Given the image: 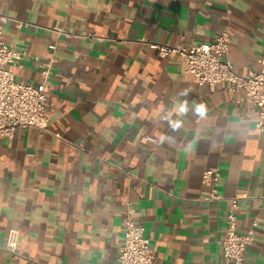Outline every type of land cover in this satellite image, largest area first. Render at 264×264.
I'll list each match as a JSON object with an SVG mask.
<instances>
[{"label": "crops", "instance_id": "obj_1", "mask_svg": "<svg viewBox=\"0 0 264 264\" xmlns=\"http://www.w3.org/2000/svg\"><path fill=\"white\" fill-rule=\"evenodd\" d=\"M0 11L4 40L28 53L6 65L15 78L39 87L51 65L47 129L0 142V244L18 231V253L0 250V264H117L127 206L151 264H223L231 196L238 230L253 231L242 264H264V132L252 107L145 42H208L227 26L234 71L262 70L264 0H0ZM206 168L223 199H200Z\"/></svg>", "mask_w": 264, "mask_h": 264}, {"label": "built area", "instance_id": "obj_2", "mask_svg": "<svg viewBox=\"0 0 264 264\" xmlns=\"http://www.w3.org/2000/svg\"><path fill=\"white\" fill-rule=\"evenodd\" d=\"M8 17L0 11V142L3 138H11L19 127H36L46 130L48 117L44 114L46 102L45 91L49 84L50 63L41 69V86L36 87L29 82L17 80L14 73L6 65L19 67L28 57V53L11 47L3 38L2 24ZM21 24V23H19ZM62 30L59 29V32ZM104 40L105 36H97ZM180 37L173 44H163L145 40L155 48L160 57L179 56L183 59L185 70L191 73L199 84L210 87L221 84L231 92H241L237 102H246L252 107L256 116L255 128L264 132V69L250 70L245 75L234 71L231 61L225 58L229 48L230 29L222 26L208 42L187 44ZM35 60V57H33ZM264 63V58L261 59ZM201 183L209 187V193L201 200H220L223 195L217 192L218 173L215 169L206 168L201 174ZM225 211V229L221 251L223 264H242L244 251L253 231L240 232L237 227L238 197L227 198ZM18 231L10 229L0 250L11 254L18 253ZM153 253L145 228L134 218V210L127 206L123 215V240L118 248L117 264H151Z\"/></svg>", "mask_w": 264, "mask_h": 264}, {"label": "clouds", "instance_id": "obj_3", "mask_svg": "<svg viewBox=\"0 0 264 264\" xmlns=\"http://www.w3.org/2000/svg\"><path fill=\"white\" fill-rule=\"evenodd\" d=\"M179 110L181 113L187 111L186 105H181ZM205 112H206V108L203 104H200L196 107V113L199 116L203 117L205 115ZM174 127H179V122H176Z\"/></svg>", "mask_w": 264, "mask_h": 264}]
</instances>
